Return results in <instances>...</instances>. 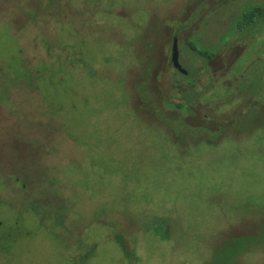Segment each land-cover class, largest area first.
Masks as SVG:
<instances>
[{"label": "rangeland", "instance_id": "1", "mask_svg": "<svg viewBox=\"0 0 264 264\" xmlns=\"http://www.w3.org/2000/svg\"><path fill=\"white\" fill-rule=\"evenodd\" d=\"M0 264H264V0H0Z\"/></svg>", "mask_w": 264, "mask_h": 264}, {"label": "water", "instance_id": "2", "mask_svg": "<svg viewBox=\"0 0 264 264\" xmlns=\"http://www.w3.org/2000/svg\"><path fill=\"white\" fill-rule=\"evenodd\" d=\"M178 55H177V47L176 40L173 38L170 48V63L172 67L181 74H185L186 72L180 67L178 63Z\"/></svg>", "mask_w": 264, "mask_h": 264}, {"label": "flooded vegetation", "instance_id": "3", "mask_svg": "<svg viewBox=\"0 0 264 264\" xmlns=\"http://www.w3.org/2000/svg\"><path fill=\"white\" fill-rule=\"evenodd\" d=\"M183 23H184V24H188L185 20H184ZM184 24H182V25H184ZM173 38H175V40H176L177 55H178L177 58H178V62H179V51H178V45H179V43H178V40H177V36H176V34H173L172 37H171V39H170V46H169V48H168V57L166 58V61H167L168 65H169V67H171L172 70H173L176 74H181V73H179L178 71H176V70L172 67V65H171V63H170V48H171V43H172ZM186 45H187L186 50H188V52L191 51L192 49H190V46H189L188 42H186ZM192 51H193V50H192ZM193 52H194V51H193ZM181 75H182V77H187V76L189 75V73L186 72L185 74H181ZM188 78H189V77H188ZM191 79H192V78L187 79V82H189Z\"/></svg>", "mask_w": 264, "mask_h": 264}, {"label": "trees", "instance_id": "4", "mask_svg": "<svg viewBox=\"0 0 264 264\" xmlns=\"http://www.w3.org/2000/svg\"><path fill=\"white\" fill-rule=\"evenodd\" d=\"M252 14V13H251ZM193 45V44H192ZM192 50L200 55H202L204 58H210L211 57V53L207 54L206 52H200L195 48H192ZM176 107H180V105H176Z\"/></svg>", "mask_w": 264, "mask_h": 264}]
</instances>
